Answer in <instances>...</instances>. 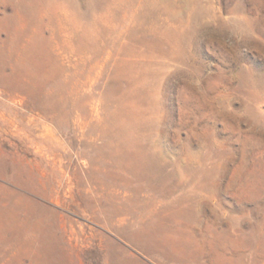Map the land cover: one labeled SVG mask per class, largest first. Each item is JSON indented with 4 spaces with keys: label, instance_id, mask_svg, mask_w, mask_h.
I'll use <instances>...</instances> for the list:
<instances>
[{
    "label": "rangeland",
    "instance_id": "obj_1",
    "mask_svg": "<svg viewBox=\"0 0 264 264\" xmlns=\"http://www.w3.org/2000/svg\"><path fill=\"white\" fill-rule=\"evenodd\" d=\"M0 264H264V0H0Z\"/></svg>",
    "mask_w": 264,
    "mask_h": 264
}]
</instances>
